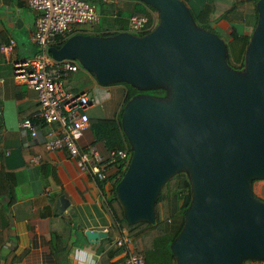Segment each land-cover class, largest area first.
<instances>
[{
    "label": "water",
    "instance_id": "water-1",
    "mask_svg": "<svg viewBox=\"0 0 264 264\" xmlns=\"http://www.w3.org/2000/svg\"><path fill=\"white\" fill-rule=\"evenodd\" d=\"M159 14L145 35L75 34L49 51L73 59L100 86L122 81L167 89L165 98L138 95L123 107L121 127L132 153L115 187L125 219L155 221L164 183L187 171L192 202L171 243L176 264L264 261V201L252 184L264 179V0L242 70L227 62V46L196 25L183 0H139ZM67 206L56 203L58 213ZM95 241L103 231H84Z\"/></svg>",
    "mask_w": 264,
    "mask_h": 264
},
{
    "label": "crops",
    "instance_id": "crops-1",
    "mask_svg": "<svg viewBox=\"0 0 264 264\" xmlns=\"http://www.w3.org/2000/svg\"><path fill=\"white\" fill-rule=\"evenodd\" d=\"M88 1L97 7L100 16L93 29L99 34L118 30L123 23L127 26L132 5L137 2ZM192 1L201 5L199 23L224 35L222 39L231 51L235 45L242 51L244 42L236 43L235 38H248L252 33L256 23L250 12L254 0H241V4L236 0ZM24 7L30 17H22ZM225 14L232 18L229 23L222 18ZM36 18L26 0H0V46L14 39L17 58L35 55L37 46L32 36ZM66 87L73 90L72 85ZM88 93L96 99L89 108L90 121L116 117L115 111L101 109L100 98L108 95L99 94L97 88ZM38 112L36 93L14 79L10 60L0 53V264H123L116 238L107 239L113 221L105 207V194L112 186L116 169H108L107 179L99 181L81 172L66 150H49L45 139L50 128L41 122ZM24 120L39 127L35 138L23 130ZM78 145L82 149L94 145L102 155L109 150L97 139L91 123ZM252 191L264 201V179L254 181ZM62 197L67 206L58 213L56 203ZM86 230L103 231V235L89 241ZM242 264L264 261L248 259Z\"/></svg>",
    "mask_w": 264,
    "mask_h": 264
},
{
    "label": "built area",
    "instance_id": "built-area-1",
    "mask_svg": "<svg viewBox=\"0 0 264 264\" xmlns=\"http://www.w3.org/2000/svg\"><path fill=\"white\" fill-rule=\"evenodd\" d=\"M27 5L36 13L33 42L37 52L31 57L17 58L14 39L0 46V53L10 60L13 77L25 83L37 96L38 116L50 130L45 139L46 147L51 150H66L75 161L77 168L99 181L107 179L110 168H126L131 158L128 148H112L105 155L99 153L94 145L80 148L78 140L87 131L90 118L88 110L96 99L87 91L76 92L64 86V80L80 70L77 60H56L50 53L59 38L67 37L75 29L73 25L95 24L99 20L97 7L87 0H26ZM152 24L149 17L131 13L127 20L126 31L131 34L146 32L155 26L153 12ZM32 138L39 133V127L30 120L21 124ZM123 254V264H145L142 256L133 252L130 239L120 235L115 240Z\"/></svg>",
    "mask_w": 264,
    "mask_h": 264
},
{
    "label": "trees",
    "instance_id": "trees-1",
    "mask_svg": "<svg viewBox=\"0 0 264 264\" xmlns=\"http://www.w3.org/2000/svg\"><path fill=\"white\" fill-rule=\"evenodd\" d=\"M189 7L190 13L195 23L201 25L204 29L210 31L208 27H204L197 20V15L200 10V4L193 2L192 0H183ZM258 0H254L253 10L250 11L255 16V22L257 21V9L256 3ZM237 4H241V0L235 1ZM234 7V6H233ZM236 7V5H235ZM146 9H150L155 17V26L159 21V14L152 11L153 8L149 5L137 0L132 5L131 13L141 14L149 17L148 25L152 24V16ZM228 23L232 19L231 17H222ZM120 22L123 21L122 17H118ZM256 24V23H255ZM154 26V27H155ZM118 30L113 32L96 33L94 30H73L70 31L65 38H59L54 47L59 48L67 38L75 34H89L96 36H112L119 32H125L126 26L119 25ZM153 28L146 32L133 34V35H145L149 33ZM240 38H235V40ZM248 38H244V47L242 53V59L239 65L236 66V70H242L244 66V54L248 44ZM230 56L227 50V62L229 64ZM230 66V65H229ZM231 67V66H230ZM94 77V75H93ZM95 79V77H94ZM119 83L124 87L123 99L115 118L111 119H93L90 121L94 127V131L97 139L101 140L106 147L112 148H128L132 153L130 144L125 136L121 127V114L124 105L132 98L138 95H151L157 98H165L167 96V89L164 87H157L148 89L149 92L143 89L136 88L129 83L122 81L114 82L111 84ZM110 86V84L105 85ZM127 168V167H126ZM126 168L117 167L114 172V181L110 190L105 194V207L109 211L112 217V226L109 228V235L107 239H114L120 235L126 236L130 239L133 247V252L143 257L145 264H176L175 257L170 249L171 243L176 239L180 233L184 224V213L192 202V188L190 178L185 170H181L172 175L161 187L159 194L155 201V221L150 223L148 221H138L136 223H129L124 217V210L117 200L115 187L121 177L123 176ZM256 197V196H255ZM257 198V197H256ZM259 199V198H258ZM261 200V199H260ZM263 201V200H262ZM115 239V240H116ZM108 256H105V260ZM262 261V260H257Z\"/></svg>",
    "mask_w": 264,
    "mask_h": 264
},
{
    "label": "rangeland",
    "instance_id": "rangeland-1",
    "mask_svg": "<svg viewBox=\"0 0 264 264\" xmlns=\"http://www.w3.org/2000/svg\"><path fill=\"white\" fill-rule=\"evenodd\" d=\"M12 9H14V7H12ZM1 10L3 11L4 8H1ZM146 10L148 13H151L150 9H146ZM152 11H154L157 14V11L155 9H153ZM21 15H22V17H30V14H29L28 9L26 7H24L22 9ZM102 24H103V22H102ZM95 25H96V23L95 24H85V25H73V27L75 29H79V30L89 29V30L93 31L94 28L95 29L97 28V26H95ZM157 25H158V23H157ZM196 25L200 28H203L201 25H199L197 23H196ZM223 25H226V23H224ZM251 35H252V33L250 34L249 39H250ZM222 37L225 38L224 35H222ZM249 39H248V41H249ZM235 41H236V43L244 42L243 39H237ZM230 48H231V46L230 47L227 46L228 55L230 56L229 65L231 66L232 69H235L236 66L239 65V63L242 59L243 49L241 51V47L238 48L236 45L234 46L232 51ZM67 85H72L73 90L78 91V92L87 91V92L92 93L97 88L99 94L108 95L107 97H104V98L101 97L100 98V103L103 104L101 109H103V110L106 109L107 111L110 110L111 112L115 111L117 113V110L120 107V104L122 102V97H123V92H124V87L122 86V84L115 83V84H110V86H108V87L106 86V87L100 88L101 86L99 87V85H97V83L93 77V74H91L90 72L85 70L81 65H80V70H78L75 74L70 75L68 78H66L64 80V86L66 87ZM143 90L149 92L148 89H143ZM97 107H99V105ZM90 112H91V110L88 113H90ZM103 115H104V113H103Z\"/></svg>",
    "mask_w": 264,
    "mask_h": 264
}]
</instances>
